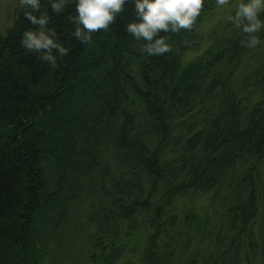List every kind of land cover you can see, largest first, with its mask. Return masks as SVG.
Returning <instances> with one entry per match:
<instances>
[{"label":"trees","instance_id":"trees-1","mask_svg":"<svg viewBox=\"0 0 264 264\" xmlns=\"http://www.w3.org/2000/svg\"><path fill=\"white\" fill-rule=\"evenodd\" d=\"M50 3L41 13L66 49L55 63L21 43L38 27L30 9L0 33V264H117L143 227L137 264H264V28L229 21L186 62L213 0L191 29L158 33L163 55L127 32L133 0L90 35L75 0L59 14ZM190 191L212 192L197 245L181 243L174 210Z\"/></svg>","mask_w":264,"mask_h":264},{"label":"clouds","instance_id":"clouds-1","mask_svg":"<svg viewBox=\"0 0 264 264\" xmlns=\"http://www.w3.org/2000/svg\"><path fill=\"white\" fill-rule=\"evenodd\" d=\"M25 16L36 30H26L22 34L21 43L24 48L42 53L41 59L55 63L56 57L53 50L61 55L66 54V49L57 41L56 30L47 27L49 16L41 13V0H19ZM128 0H75V23L81 25L84 33L90 35L111 25L117 14L121 13ZM229 0H217L223 6ZM136 20L126 26L128 33L137 40H144L145 51L150 55H163L170 52L171 46L166 37L158 35L164 32H179L181 29H191L200 15L204 0H133ZM68 5V0H51L50 7L58 14L63 12ZM264 12V0H239L235 6L234 15L229 20L243 32L248 34L258 33L264 28V21L260 13ZM75 36L82 37V29H75ZM261 43L260 37L250 35L249 46L254 47Z\"/></svg>","mask_w":264,"mask_h":264},{"label":"rangeland","instance_id":"rangeland-1","mask_svg":"<svg viewBox=\"0 0 264 264\" xmlns=\"http://www.w3.org/2000/svg\"><path fill=\"white\" fill-rule=\"evenodd\" d=\"M238 2L239 0H229L227 4L220 6L217 4V0H213L212 8L205 14L196 29V41L201 38L202 43L199 49L190 51L185 55L184 60L186 62L207 51L212 43L211 34L213 30L222 28L229 23V17L235 13V6ZM19 5V0H0V33H5L13 25L14 12ZM189 44L192 45V43ZM211 202L212 192L203 194L190 191L178 197L174 210L179 216V230L183 232L181 243H185L186 240H193L192 244L197 245L202 236L213 227L215 218H213L214 210ZM147 234L148 229L146 227L125 234L121 238V243L126 248V257L117 264H137L138 256L146 243ZM81 236L85 237L86 234L83 233ZM62 241V245L66 243L63 239ZM182 262L183 260L180 264H183Z\"/></svg>","mask_w":264,"mask_h":264}]
</instances>
